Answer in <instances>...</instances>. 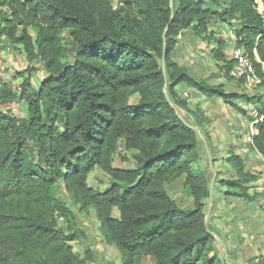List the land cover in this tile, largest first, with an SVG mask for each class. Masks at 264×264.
<instances>
[{"label":"trees","instance_id":"1","mask_svg":"<svg viewBox=\"0 0 264 264\" xmlns=\"http://www.w3.org/2000/svg\"><path fill=\"white\" fill-rule=\"evenodd\" d=\"M224 1L173 0L171 7V0H124L115 9L113 0H0V40L21 46L27 61H40L46 73L37 91L23 84L20 94L0 80V264L93 262L91 253L84 258L71 245L79 231L58 225L60 218L75 220L57 197L60 182L73 202L95 210L126 264L130 258L136 264H226L214 254L215 238L206 226V176L191 171L199 134L171 103L187 109L176 91L184 85L237 110L238 101L256 105L263 120L255 125L251 148L264 158V98L227 93L170 60L182 32L198 23L196 32L206 33L211 21L233 19L241 24L240 45L264 77V16L258 4L264 6V0H229L230 8L221 13L216 9ZM224 49L219 42L217 61L227 62ZM234 64L233 58L227 62L228 73ZM128 90L139 97L134 105L127 101ZM19 99L27 101L28 117L16 121L2 106ZM194 119L203 122L198 115ZM120 143L126 153H135L133 169L114 166ZM226 161L236 179L225 186L234 196L250 197L249 185L258 175L247 172L236 153ZM96 168L110 177L106 192L88 185ZM184 174L185 191L194 199L189 211L163 186ZM172 231L188 236L170 243Z\"/></svg>","mask_w":264,"mask_h":264},{"label":"rangeland","instance_id":"2","mask_svg":"<svg viewBox=\"0 0 264 264\" xmlns=\"http://www.w3.org/2000/svg\"><path fill=\"white\" fill-rule=\"evenodd\" d=\"M123 2L124 0H113L115 9L123 8ZM258 4L260 13L264 16V6L260 2ZM205 7L212 8V5L206 2ZM229 8L230 1L225 0L222 7L216 10L224 13ZM197 26L198 23L181 33L170 60L187 68L197 80H206L213 86L222 85L227 93H236L250 99L264 98V77L259 78L258 84H248L233 77L231 70L230 73L227 71V62L231 61L233 51L237 47L242 48L241 38L238 36L241 24L233 19H228L225 23L211 21L208 31L200 34L195 30ZM29 32L36 36L35 29L30 28ZM62 39L63 44L69 48V33L65 32ZM0 42V80L13 91L16 90L17 94H20L23 84H30L37 91L46 77L42 70L43 64L40 61L24 62L21 49L18 50L6 40ZM219 42H223L225 46L227 62L217 61ZM14 65L17 67L14 68ZM12 69L16 71L10 73ZM176 91L187 105V109H177L179 116L199 130V157L191 171L205 174L209 194L211 188L213 190L212 198L209 197L204 202L208 216L206 226L215 238L214 254L226 264H264V158L251 148L254 119L245 110L247 104L243 100L238 101L237 110L220 98L209 99L184 85L178 86ZM167 92L166 90L168 95ZM126 98L131 105L139 100L131 90L126 93ZM261 100L259 102L262 104ZM240 110L246 114L243 115ZM2 111L7 115L13 113L14 119L21 121L28 117V103L25 99H19L12 104L3 105ZM195 115L201 118V124L195 121ZM118 147L114 166L123 169L136 167L135 153H126L124 143H120ZM230 152L243 157L246 171L259 177L255 184L249 185L248 198L232 195V190L225 186V183L236 179L235 170L226 161ZM185 181L186 174L174 175L167 178L163 186L182 211H189L194 207V199L186 193ZM88 185L106 192L111 187L110 177L96 168L88 178ZM56 192L57 197L75 214L73 223L61 219L58 222L59 227L66 232H70L68 230L72 227L79 231V238L71 244L74 250L84 258L91 253L93 262L90 264H126L127 258L110 243L107 231L95 210H84L81 205L73 202L61 182L56 187ZM113 217H119L116 210ZM186 236L187 233L172 231L167 240L175 244ZM128 260H131V264H136V258Z\"/></svg>","mask_w":264,"mask_h":264},{"label":"built area","instance_id":"3","mask_svg":"<svg viewBox=\"0 0 264 264\" xmlns=\"http://www.w3.org/2000/svg\"><path fill=\"white\" fill-rule=\"evenodd\" d=\"M232 58L235 62L234 67L231 71V75L233 77L239 80H244L248 84L260 83L256 68L254 67L253 63L249 60L243 48L237 47L232 53ZM245 110L249 111L254 118V126H252V134L254 135L255 125L259 123L260 121H262L263 118L259 117V112L257 110L256 105H253V104L247 105L245 107ZM60 219L61 221H64L63 218H60Z\"/></svg>","mask_w":264,"mask_h":264},{"label":"water","instance_id":"4","mask_svg":"<svg viewBox=\"0 0 264 264\" xmlns=\"http://www.w3.org/2000/svg\"><path fill=\"white\" fill-rule=\"evenodd\" d=\"M173 6V0H171V7ZM173 18V17H172ZM166 53H167V47H166V44H164V53H163V69L165 70V64H166ZM166 97L167 98H169L168 97V95L166 94ZM169 100V99H168ZM170 101V100H169ZM171 105H172V107L176 110V112H177V114H179L178 113V110H177V108L171 103ZM191 128L195 131V132H197L198 134H199V130H198V128H196V127H194V126H191ZM209 158H210V160H211V155H210V153H209ZM212 196H213V190H212V188H211V190H210V198H212ZM208 217V216H207ZM207 217H206V221H207Z\"/></svg>","mask_w":264,"mask_h":264},{"label":"crops","instance_id":"5","mask_svg":"<svg viewBox=\"0 0 264 264\" xmlns=\"http://www.w3.org/2000/svg\"><path fill=\"white\" fill-rule=\"evenodd\" d=\"M2 25H3V24H2V21H1V18H0V28H1ZM4 40H5V38H2L0 41H4ZM0 44H1V42H0ZM11 45H12V44H11ZM12 46H14V45H12ZM14 47H16L18 50H20V49L22 50V51L20 50V52L23 53V55H22V57H24V58H23V61H24V62H27L26 55H25V53H24V51H23V48H22L21 46H14ZM0 59H1V58H0ZM13 67L15 68V67H17V65H14ZM42 70H43V69H42ZM8 71H9V70H8ZM15 71H16V70L12 69V70H10V73H11V72H15ZM43 72H44V70H43ZM10 73L8 74V77L11 76ZM15 75H16V77H18V73H16ZM34 88H35V87H34ZM15 91H16V90H15Z\"/></svg>","mask_w":264,"mask_h":264}]
</instances>
